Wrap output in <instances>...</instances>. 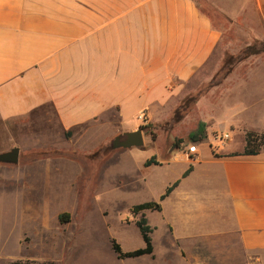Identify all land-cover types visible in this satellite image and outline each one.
<instances>
[{
	"label": "crops",
	"instance_id": "1",
	"mask_svg": "<svg viewBox=\"0 0 264 264\" xmlns=\"http://www.w3.org/2000/svg\"><path fill=\"white\" fill-rule=\"evenodd\" d=\"M262 3L0 0V154L20 152L21 146L28 151L64 147L72 132L78 135L76 145L93 151L107 137L137 130L128 117L144 113L151 121L152 110L183 98L215 57L223 32L209 12L238 19L254 15L248 33L259 39ZM237 76L227 81L254 80ZM239 113L226 123L239 142L222 151L206 142L194 145L195 161L181 152L183 162L177 163L171 149L161 158L155 154L135 162L155 198L148 202L158 203L160 211H143L152 229V253L127 259L114 253L117 264H264V148L256 155L229 156L243 151L246 132L261 129L231 121ZM31 155L24 169L32 172L44 158L51 164L64 160ZM153 167L166 168L160 185L150 182L157 175Z\"/></svg>",
	"mask_w": 264,
	"mask_h": 264
},
{
	"label": "rangeland",
	"instance_id": "2",
	"mask_svg": "<svg viewBox=\"0 0 264 264\" xmlns=\"http://www.w3.org/2000/svg\"><path fill=\"white\" fill-rule=\"evenodd\" d=\"M261 5L259 39L248 33L250 25H255L254 15L238 19L209 12L223 32V40L199 73L198 83L189 84L183 98L153 109L151 121H139L137 114L126 119L138 128L150 124L142 130L140 149H113L112 141L124 139L122 134L105 138L92 151L76 145L78 135L72 132L71 144L64 147L28 151L21 146L19 165L0 162V264H117L112 241L118 240L125 251L144 246L135 224L143 211L133 217L131 208L155 199L151 188L140 180L143 174L135 163L139 158L155 154L161 158L172 149L170 157L183 162L181 152H187L189 145L178 141L185 140L198 121L207 124L211 149L222 151L230 142H239L238 133L226 124L229 116L239 112L231 121L240 126L258 124L261 130L257 134L264 136V3ZM237 75H253L254 80L244 84L227 81V77L238 79ZM240 93L243 95H236ZM224 133L230 139L223 140ZM29 154L64 160L51 164L44 158L41 168L32 172L24 169ZM49 165L56 172L48 171ZM165 169L153 167L157 175L150 182L160 185ZM134 177L135 181H129ZM61 214L68 215L65 223L58 219Z\"/></svg>",
	"mask_w": 264,
	"mask_h": 264
},
{
	"label": "trees",
	"instance_id": "3",
	"mask_svg": "<svg viewBox=\"0 0 264 264\" xmlns=\"http://www.w3.org/2000/svg\"><path fill=\"white\" fill-rule=\"evenodd\" d=\"M147 120L144 117V122ZM142 130L150 128V124H143L140 127ZM208 140V132H207V124L204 121H198L196 126L187 134L185 140H179L178 143L186 142L187 145H199L202 143H206ZM244 147L241 153H232L229 156H249V155H256L259 151L263 148L264 144V136L262 134H257L252 131H248L245 133L244 136ZM154 158L150 161L146 162V165H150ZM190 169L183 173L182 177H185L189 173ZM178 185V181H175L169 187L166 188L163 195H161L160 200H163L166 196H168L171 191ZM151 210V211H160V206L156 202H145L138 205H134L130 213L135 217L138 213ZM68 215L61 214L58 219L61 223H65L67 221ZM141 238L144 242L145 247L136 249L130 252H123L120 245L115 241H112V250L120 259H127V258H135L142 255H149L152 253V244H151V237L150 233L152 231L151 227L147 225V221L142 215L136 222H135Z\"/></svg>",
	"mask_w": 264,
	"mask_h": 264
},
{
	"label": "water",
	"instance_id": "4",
	"mask_svg": "<svg viewBox=\"0 0 264 264\" xmlns=\"http://www.w3.org/2000/svg\"><path fill=\"white\" fill-rule=\"evenodd\" d=\"M143 134L142 129L138 128L133 132H128L124 134V139H120V137H115L112 141V148H132L136 147L139 148L143 146ZM19 149L12 148L8 152H4L0 154V162L6 164H16L18 161Z\"/></svg>",
	"mask_w": 264,
	"mask_h": 264
},
{
	"label": "built area",
	"instance_id": "5",
	"mask_svg": "<svg viewBox=\"0 0 264 264\" xmlns=\"http://www.w3.org/2000/svg\"><path fill=\"white\" fill-rule=\"evenodd\" d=\"M137 119H138L139 121L144 122V116H143L142 114H139V115L137 116ZM222 138H223V140H228V139H229V135L224 133L223 136H222ZM187 153H188V155H189V158H190L191 160L195 161L196 158H192V157H191L192 154L196 153V152H195V146H194V145H189L188 150H187ZM190 154H191V155H190Z\"/></svg>",
	"mask_w": 264,
	"mask_h": 264
}]
</instances>
